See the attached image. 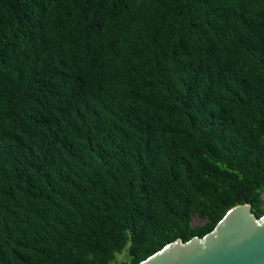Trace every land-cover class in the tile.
Returning <instances> with one entry per match:
<instances>
[{
	"label": "trees",
	"instance_id": "1",
	"mask_svg": "<svg viewBox=\"0 0 264 264\" xmlns=\"http://www.w3.org/2000/svg\"><path fill=\"white\" fill-rule=\"evenodd\" d=\"M241 205L264 0H0V264H139Z\"/></svg>",
	"mask_w": 264,
	"mask_h": 264
},
{
	"label": "water",
	"instance_id": "2",
	"mask_svg": "<svg viewBox=\"0 0 264 264\" xmlns=\"http://www.w3.org/2000/svg\"><path fill=\"white\" fill-rule=\"evenodd\" d=\"M139 264H264V217L237 206L204 238L177 240Z\"/></svg>",
	"mask_w": 264,
	"mask_h": 264
},
{
	"label": "rangeland",
	"instance_id": "3",
	"mask_svg": "<svg viewBox=\"0 0 264 264\" xmlns=\"http://www.w3.org/2000/svg\"><path fill=\"white\" fill-rule=\"evenodd\" d=\"M196 222H198V221H196Z\"/></svg>",
	"mask_w": 264,
	"mask_h": 264
}]
</instances>
